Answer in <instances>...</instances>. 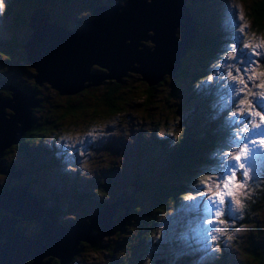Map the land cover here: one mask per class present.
Segmentation results:
<instances>
[{
	"label": "trees",
	"instance_id": "trees-1",
	"mask_svg": "<svg viewBox=\"0 0 264 264\" xmlns=\"http://www.w3.org/2000/svg\"><path fill=\"white\" fill-rule=\"evenodd\" d=\"M12 1H14V4L9 6V0H7V12L5 13V19L11 32H8V37L0 38V56L2 57L1 62L5 61L7 65L12 61L10 65L14 67L13 76L11 79L0 78V81L7 82V88L12 85L26 95L32 94L34 104L30 107V120L28 125L26 124L27 126L23 128L19 140L6 145L0 157H5L7 151L15 148L18 154L23 153L25 155L27 164L31 166L29 169L35 172L34 179L43 182L41 187L30 190L29 182L18 181L12 184L27 185L29 192L35 196L34 201L41 208H47V203L42 201L43 197L50 193V196L54 198L52 203L54 209L52 208L53 211L51 209L53 217L58 222L66 224L65 219L60 218V213L57 214L58 206L55 207V200L58 199L60 193L54 187L62 188L58 185V179L55 177L58 175L59 178L64 179L62 164L57 159L60 155L54 154L53 149L45 148L41 144L43 135L54 131V128L61 129L66 127L68 123L62 119L72 116L71 119L74 120L77 113L81 111H86L92 116L83 118L80 122H74L72 126L83 125L90 121L88 120L89 118L94 117L95 119L98 115H102L105 118L111 117L116 113L120 114L129 107L135 109L134 112L138 110L140 111V119L151 121L153 129H157L158 125H161L163 129H167V132L174 134L173 137L167 133L161 135L152 130L151 141L140 140L145 143L146 147H149L148 150H155L157 158L151 160L146 158V155L139 147L135 146V163L131 166L129 175L126 178L127 187L129 188L128 192L119 191L114 196L111 195L113 199H110L111 197L107 190L110 187L112 188L114 184L111 178L112 174L109 171L105 172L103 176L96 178L95 185H92L93 191L97 190L98 195L103 196L96 201L99 205L119 199V202L114 207L116 214L112 215L111 218L115 219L118 216L124 218L122 223L116 225V228L121 230V232L114 228H111V231H115L123 239L133 238L136 242L137 239H140L137 231L142 226L138 222L139 216H145L143 221L148 223L146 235L150 234L152 232L150 228L155 222H163L166 220L165 218L168 219L170 217L164 215L167 211L175 209L176 213L180 212L181 208L186 205V203H183L186 199L185 197L190 193L199 192L205 186L202 182L203 180L208 181V177L210 175L215 176L216 173L218 176L219 170L216 166L213 167L216 163V155H219L220 150L230 145L236 126H232L233 120L228 119L229 113L219 103L221 92L218 89L222 85L219 83L222 78L218 79V77H215L209 81L208 77L211 76L212 66L217 61L216 56L225 46L229 47L231 43L235 44L237 40L229 42L227 31L219 23V14L216 12L215 5L202 9L198 13L189 10L194 18V23L196 22V39L193 44L189 45V42L184 46L187 48L179 56L178 65L175 66L176 70L173 73H164L157 80H152V82L144 80L139 72L131 73L132 71H130L127 75L123 74L125 75L124 78L132 75V81L135 84L122 82L124 78L113 76L111 78H103L96 84L84 85L71 92H59L50 87L46 81L40 83L34 81L30 74L33 72V68L26 57L25 45L27 42H21L24 35L29 34V28L30 26L32 27L31 16L36 12V9L43 11L47 21H53L55 25L64 30L71 29L66 22L68 15L66 11L69 8L67 5L77 0ZM83 1L87 2L91 16L95 14L94 7L107 2L106 0ZM250 8H252L248 12L251 21L250 28L258 31L256 33H260L259 30L264 25V0H252ZM38 16L41 17L42 15L38 14ZM80 20L82 21L84 18ZM242 31L245 30H241V33ZM246 32L247 30L244 34ZM175 33L178 37V33L176 31ZM28 38V41H30L32 36L29 35ZM239 44L240 48L235 56H239L240 53H246L247 47L242 43V40ZM168 57L170 58V56ZM260 61H264V56ZM238 62L239 59L232 60L234 69L239 65ZM25 68L29 71L26 74L30 76L28 79L24 78L25 74H21ZM99 69L100 72L96 71L94 73L106 72L102 68ZM227 76L228 74H224V77L227 78ZM214 79L217 80V83ZM257 82L258 79H253L251 87L256 88L253 93L259 94L264 89L257 87ZM96 85L101 87L93 89V86L95 87ZM1 87L3 88V86ZM42 88H46L47 91H43ZM7 93L8 96H3L0 93V97L8 98L10 91ZM36 94L41 95L38 97ZM53 96L56 98V103L59 104L51 105L49 103L48 99ZM147 106L155 107V109L150 111ZM162 106H166V108L163 109ZM42 109L49 112H43L44 110ZM4 110L7 112L10 111V108L4 107ZM231 126L232 128H230ZM142 158H144L143 161H141ZM249 162L251 164V160ZM10 166L15 173L11 177L19 180V176L24 173L25 167L15 166L11 163V165L9 164L1 170ZM44 167L51 169L50 172L54 178L52 175H48L46 170L39 172V169H44ZM141 169L142 171L139 172ZM18 170H20L19 173ZM105 170H107L106 166ZM48 176H50V179H54L51 185L47 183ZM221 184V190L225 191L223 183ZM68 185L71 188L68 195L72 200L79 198V195H83L84 198L90 197L91 193L85 192L87 188L75 185L71 181ZM2 188H4V185L0 186V190ZM256 193H259L256 200L244 203L247 209L243 219L241 218L240 221H237V225H240L241 221H245L248 218L247 212H259L262 208L264 209V180ZM152 208H155V210H152ZM138 210L140 212H137ZM2 211L4 210L0 207V214L3 213ZM185 212L189 213V210ZM133 213L137 214L134 215ZM182 213L183 211L177 216ZM131 216L137 217L135 227L133 225L134 228L127 225ZM35 221L37 222L38 220L36 219ZM254 221L255 219L250 220L252 225ZM250 222L245 223L249 224ZM71 223H76V221L72 220ZM245 223H241V225H245ZM177 224L174 223L175 228ZM93 231L96 232L95 229ZM258 235L256 233V237ZM260 236V242L258 243L256 240V245L254 246L244 245L245 241L237 244L240 263L264 264V227H262ZM249 238H251L250 234ZM249 242L253 243L252 238ZM120 243L121 246H125L122 241ZM81 244L82 241L79 242L76 252L80 251L78 248L83 245ZM127 244L130 246V243ZM243 245L247 246L245 249L249 250L248 252H245ZM145 247V243L141 244V250ZM109 254H112V252ZM118 255L122 256L123 254L119 251ZM140 255H142V258ZM144 257V254L135 253L131 260H142ZM43 260H48L47 264H58L59 261L57 256H52L51 254L47 255ZM26 263H29V260ZM118 263H121L120 260ZM132 263L134 262L130 261V264ZM125 264H129V262Z\"/></svg>",
	"mask_w": 264,
	"mask_h": 264
},
{
	"label": "rangeland",
	"instance_id": "rangeland-1",
	"mask_svg": "<svg viewBox=\"0 0 264 264\" xmlns=\"http://www.w3.org/2000/svg\"><path fill=\"white\" fill-rule=\"evenodd\" d=\"M106 1L108 3L106 2L103 3L102 5L104 6H108V4L114 5V4L122 3L124 0H106ZM3 3H4V11L3 14L0 15V38L8 37V32L10 31L9 24H7V20L5 19V13L7 12L6 9L7 0H3ZM184 3L188 6L189 10L193 11L194 13H198L200 10L210 7L211 5H215L216 12L219 14L218 15L219 23L227 31L229 42L231 40L233 41L237 40L235 44L231 43L230 44L231 46L229 47L225 46L220 51L218 56H216L217 61L212 66V71H211V76H213V78L215 77H218V79L222 78L221 81H219V83H221L222 85L218 89L219 92H221L219 103L222 105V107L225 108V111L229 113L228 119L233 120L232 126H236L235 129L236 132L239 128L237 121H239L241 117H239L238 115L233 117L232 113L237 110V106L244 110L248 109L249 107L248 101L253 99V96L251 94L256 90V88L251 87L252 81L248 87H245L244 84L240 83V80L242 78L246 79V77H243L240 73H237L235 71V69L232 66L231 56L237 55V51L240 48L239 42H241V40L242 43H244L247 47L246 53L244 54L245 59L249 58L248 54L251 53L252 51L258 53H264V25L261 28V30H259L260 33H256L258 31H256L253 28H250L251 21L248 12L252 10V8H250V5H252V0H184ZM13 4L14 1L9 0V6ZM67 6L69 8L66 11V14H68L66 18V22L71 29H76L80 26L81 18L87 19L93 16V15L91 16L87 2L83 0H77L76 2L70 3ZM229 12H231L232 14ZM36 13L43 15V11H41L40 9H36ZM32 23L36 27L37 22L35 21V16H33L32 18ZM113 23H110V25ZM144 26L146 25L143 24L139 28L140 30L133 32L132 31L133 27H131V23L126 20V24L123 26L124 29H122L126 31H119V33H121L122 36H126L127 38L131 36L133 39H135L134 34H136V36L144 35L143 30H141L143 29ZM48 27L52 28L54 27V25L50 23L48 24ZM54 29L59 30L57 28ZM241 30H245V31L247 30V32L244 34L245 31H242V33L244 34L243 35L241 33ZM31 31H32L31 28H29V34L24 35V38L21 43H25L27 41ZM61 31L66 33L65 30H61ZM130 32H133L134 34ZM176 32L177 33L179 32L177 28H176ZM146 34H152V30L148 28L146 30ZM33 39L34 36L28 42V45ZM167 40L168 41L172 40L170 36V30ZM127 41H130V38H128ZM140 41L142 42V45H138L137 48L145 47L147 51L144 50L136 51L133 49L131 43H129L130 44L129 48L124 47L121 50V54L125 52L127 54V57H129L128 61L132 60L130 65L135 66L134 71H132L131 73H134L135 69L139 70L137 66L142 67L143 65L142 58L137 56L143 57L144 54L148 55L149 50L153 49L156 45V42H154V40L152 38L150 39L149 37H147L146 39L141 38ZM156 53L161 54L162 50L160 48H157ZM181 54L179 56H181ZM119 55L120 52L115 53V56H119ZM262 57L263 56H256L255 60L257 61V63H255L252 67L248 69L249 74L252 75V80L258 79L257 85L264 83V76H261V73L264 72V63L261 62L260 64V59ZM1 60L2 57L0 56V78L11 79V77L13 76V69H14V67L10 65L12 61L7 65L5 64V61L1 62ZM104 62L109 66H111L110 67L111 72L119 74L118 73L119 70L117 71L114 70V68H112L113 62L111 63V61L107 58L104 60ZM171 62L172 64L175 63L174 56H172ZM128 63L129 62H127V64ZM102 65L100 64L98 65V63L93 62L91 63L89 68L92 72H96V71L100 72V69L98 70V68H102L103 70H108V68L105 65L104 66ZM60 66H62V64H60L58 67ZM229 66H232L231 69ZM237 67H242V66L239 64ZM126 69H128V67ZM230 70L233 71V74L237 76V79L235 81H233L232 76L230 75H228L227 78L224 77V74H228ZM130 71L131 70L128 69L123 74L127 75L128 73H130ZM150 71L148 73H150ZM28 72L29 71L25 68L24 71L21 73V74H25L24 76L25 79L30 78L29 75H26ZM32 73H30L31 76ZM165 73H167V70ZM123 74H121L120 77L124 78L125 75ZM111 77L112 76L110 75L109 76L104 75V78H111ZM132 80H133V76L131 75L127 78H124L122 82H128V84H135V82ZM214 81L217 83V80L214 79ZM6 83L7 82H4L3 80L0 81V93H2L3 96H8L7 92L9 90L6 87ZM97 85L95 87L93 86V89H97L101 87ZM1 86H3V88ZM233 89H235V94L233 93ZM241 89H243V92H241ZM42 90L47 91L46 88H42ZM36 95L40 97L41 94H36ZM241 96L244 98L245 101L243 104L239 103V98ZM28 99L22 96V100L24 102H26ZM48 100L51 105L59 104L56 103V98L54 96L52 98H49ZM147 108H149L150 111L155 109V107H151V106H147ZM162 108L165 109L166 106H162ZM134 110L135 109L129 107L127 110L125 109L120 114L116 113L114 116L106 117V118L102 115H98V116L95 115L97 116L95 117V119L94 117L89 118L88 120L90 121L83 125L72 126L74 122H80L83 118L92 116L86 111H81L77 113L76 119L74 120L71 119L72 116L70 117L67 116L66 118L62 119L68 123L66 127H63L61 129L54 128L53 129L54 131H51L43 135L45 137L46 142H50V140H48L50 137H51L50 139H53V138H58V136H60L61 133L67 134V140L62 139L63 141H58L57 139H55V144L61 147V149H59L58 151L60 152L61 159L63 161L62 170L64 171V179L59 178L57 175L55 178L58 179V185L62 188L55 186L54 189H57L58 192L60 193L58 195V199L55 200V207L58 206L57 214L61 213L62 216L60 218L65 219V221L68 219L71 220L67 221V223L64 226H59L58 225L59 223H56V221L53 219L47 221V218H49L47 215V218L46 216L43 217L45 221L44 220L42 221V226L40 229V225H41L40 221L36 222L35 220L37 218L31 216H25V213L27 212V210L31 211L32 209L36 213L41 212V210H43V212L46 213L47 211L45 209H42L38 203H35L31 198H29L23 187H19V186L13 187L11 189L12 194L9 195L7 193L5 195V199H8V202L10 203V205L9 203L8 205L9 207H12L14 211L18 208L19 203L22 204L21 209L23 210L22 212L23 216L20 215L21 217H19L18 220L16 221V226L19 227L24 234H29L32 237V244L36 243V239H40L41 232L43 230L44 231L47 230V228L52 231L53 235L65 234L67 229L70 230L71 228H74L75 225L69 226L72 220L76 221V223H83V222L87 223L92 219L91 221L93 223L96 220L102 219L101 218L102 216L100 215L96 216L97 212H95L96 208L100 206L98 203H96V201L100 200L103 197L102 195H98L97 190L93 191L92 185H95V179L103 176L105 172L109 171L112 174L111 178L114 184L112 188L110 187L107 190V192H109V196L110 197L111 195L114 196L119 191L128 192L129 188L127 187L126 178L127 175H129L131 166L133 165V163H135V146L139 147V149L142 152H144V155H146V158L151 160L157 158L155 156L156 153L155 150L152 149L148 150L149 147H146L145 143L140 140L145 139L146 141H151L152 130H154L156 133H159L161 135L167 133L169 134V136L173 137L174 134H172L171 132H167V129H163L161 125H158L157 129H153L152 122L140 119L139 116L140 111L136 110L137 112L136 111L134 112ZM255 110L256 109L253 108V111ZM43 112H49V111L44 110ZM12 115H16V114L12 113ZM244 119H247V117H245ZM254 119L257 122H259L258 117H255ZM232 126L230 128H232ZM260 131L264 132V127H262ZM235 132L233 133L232 138L230 140V145L227 148L220 150L219 155H216L217 159L213 167L216 166V168L219 170L218 176H223L224 174L222 168V165L224 164V160H225L224 154L228 152H233V154H235V150L238 144V141L234 139ZM8 137L10 139H14L15 135L9 134ZM256 146L259 148L260 154L254 156L251 159V164L249 161H247L246 164V167L250 169L249 177H251V179H249L248 184L245 185L244 187L231 186V189L235 195L231 198L232 201L231 204L228 205L227 220L223 225L216 223L211 226L220 230L213 233V235L217 237L215 243L208 235L209 225L206 223V221L212 216V213L205 210L206 199L199 197L197 192L195 194L190 193L188 195V196L197 195V199L195 201L189 199H185V201H183V203H186V205L181 208L180 212L183 211V213L180 214V216H177V214H179L180 212L176 213L175 209L171 211H167L164 215H166V217L167 216L170 217L168 219L164 217L166 220L163 222H155V224H153L150 228L152 232L148 235H146L148 230V223L147 222L144 223L143 221L145 216L144 215L139 216L138 222L142 224V226L137 231V234L139 235L140 239H137L136 242L134 241L133 238L123 239L119 237L117 233H115V231L110 230L109 232L104 233V231L99 229L100 226L98 225L100 224V222L96 221L93 223L94 225L90 226V233L93 234V236H95L98 233H102V234L99 237H95V239L92 240L91 242L85 241L84 239L81 238L75 240L76 235L73 233L74 235L70 240H68L67 243L68 245L64 249L58 248L52 250L51 245L48 246L44 245V248H40L38 251H36L35 247L29 248V244L31 243V241L20 237V240L22 242H25L24 245L26 248V252L25 251L22 252L21 255L23 256L29 253L34 254L35 260L32 261V264H36L37 261L39 260V259L37 260L39 255L43 254L42 259H44L47 256L44 255V253H46L47 251L48 252L55 251L61 256V259H63V261L65 262L67 261V258H69L71 248L74 249V247H77L79 242L82 241L83 245L81 244L82 246L78 248V250L80 251L79 252L75 251L71 255L69 261L66 264H105V263L125 264L127 262H129L130 264V261L134 262L132 264H157L158 261H160V264H195V263L239 264L240 257H239V247L237 246V244L241 242L243 243L245 241L243 243L244 245L245 244H247L248 246L256 245V240L258 243L260 242L261 230L262 227H264L263 208L259 212H253V213L247 212L248 218L245 221H241L239 223L240 225H237L238 223L237 221H240L241 218L243 219L244 217V213L247 209V206H245L246 202L250 203L258 198L259 193L256 192L258 191L259 187L262 184V181L264 180V146H261L259 144L258 138H257ZM54 154H58V152L54 151ZM57 159L58 161H60V158ZM143 159L144 158H142L141 161H143ZM11 163L15 166L20 165L25 167V171L21 176H19V180L16 178H12L11 176L7 177L4 174L3 170H1L2 168L8 166L9 164L11 165ZM105 166L107 170H105ZM29 167L31 166L27 164L25 155L23 153L18 154L15 148L11 149L10 151H7L5 157L3 158L0 157V186L4 185V188L5 187L8 188L10 184L20 181L23 183L29 182L30 184L29 190L35 189L37 187H41L43 182H39L36 179H34L35 172H32L29 169ZM44 170H46L48 175H52V173L50 172L51 169L48 167H44V169H39V172L40 173L44 172ZM141 171L142 169L139 170V172ZM19 172L20 170H18V173ZM218 176L216 173V175L212 177L215 178ZM246 179H248V177H246ZM52 181H54V179H50V176H48L47 183L51 185ZM70 181L74 182L75 185L87 188L85 192L91 193L90 197L84 198L83 195H79V198L72 200L68 196L71 190L69 187H66L70 183ZM202 182L204 183L205 186L201 190L206 192L208 196H211L212 192L218 190L222 191L221 190L222 184L220 185V189H217L216 184L213 182V180H208V181L203 180ZM209 188L211 189V191H208ZM25 199L27 200L26 204L23 202V200ZM110 199L113 198L111 197ZM53 200L54 198L50 196V193H48L43 197L42 202H46L47 209L51 210L54 207L52 205V203L54 202ZM237 200L240 201L239 204L236 203ZM30 205H32L34 208H32V206ZM104 207L106 208L107 211H111V204H106L104 205ZM220 208H221V212L219 215L216 216L217 221L220 219H225V215H224L225 206L220 205ZM152 210H155V208H152ZM187 210H189V213L185 212ZM137 212L140 211L138 210ZM114 214H116V211L115 212L113 211L112 215ZM133 214L136 215L137 213H133ZM117 218L120 222H118ZM123 219L124 218L121 216L116 217L111 227L118 230L116 228V225L118 223H122ZM129 219L130 221L127 225L134 228L136 225L135 222L137 220V217L131 216ZM252 219H255L253 225L252 222H250V220ZM12 220H13L12 216L10 217L5 216L0 220V225H3L5 227V225L10 224ZM109 222H110V217L109 215H107L105 218V225L108 224ZM245 222H250V223L246 224ZM174 223H178L176 225V228L174 226ZM241 223H245V225L244 224L241 225ZM170 224H171V228H170ZM94 229L96 230V232L93 231ZM38 230L39 232L34 234V232ZM118 231L121 232V230ZM14 233L16 235H21L20 231L18 230H16ZM256 233L259 234L258 237H256ZM249 234L251 235L253 243L249 242L251 239L249 238ZM121 241L125 246H121L120 243ZM127 243H130V246H128L129 244ZM144 243L146 244V247L141 250V244ZM217 244L219 245L218 248L216 247ZM245 248H247V246L246 247L244 246V250L245 252H248L249 250H246ZM19 251L20 250H18V253ZM119 251L123 254L122 256L118 255ZM110 252H112V254H109ZM135 253L144 254L145 255L144 259L131 260L133 256H135ZM140 257L142 258V255H140ZM27 260L30 261V259H25V262ZM119 260L121 263H118ZM7 264H17V263L8 262ZM240 264H245V263L241 262Z\"/></svg>",
	"mask_w": 264,
	"mask_h": 264
},
{
	"label": "water",
	"instance_id": "water-1",
	"mask_svg": "<svg viewBox=\"0 0 264 264\" xmlns=\"http://www.w3.org/2000/svg\"><path fill=\"white\" fill-rule=\"evenodd\" d=\"M156 8L164 9L166 16L175 13L174 21L172 22V24L169 27L164 28L163 30L146 25L143 27V29H141L143 30L144 35L136 36V34H134L133 32L140 30L139 28L143 24H145L146 22L145 20L146 18L149 17L150 12ZM94 9H95V14L91 18L82 20L80 26L77 29L75 30L68 29L65 30L66 33L63 32L65 33L66 37L78 38V39L81 38L87 39L89 37V34H91L89 39H87L84 43L82 41V44H79L78 42L77 44H74L72 49L75 51L73 53L72 51H68L67 55L65 53H61L60 56L57 53L53 57L49 53L45 54L43 52V49L35 53V58L31 57L29 50H31V47L36 46L39 41L37 39L38 38L37 33L39 29L42 28L48 30L49 33L45 35L50 36L52 30L56 28V25L53 23V21H47L45 15L39 17L38 14L35 12L31 16V20L33 16H35V21L37 22V24L36 27L35 25H33V23H32V27L30 26L31 30L33 28V31L31 32L32 35L34 36V39L30 42L29 48H28L29 41L26 43L25 47H26V57L30 61V64L33 68L32 78L34 79V81H36L37 83L46 81V83H49L50 87L56 89L59 92H71L72 90H76L84 85L99 83L104 78V75L119 77L121 74L125 73V71L128 69L134 71V67H135L134 65H130L132 60L128 61L129 57H127V54L125 52L121 54V50L124 47L129 48L130 47L129 43H131L134 50L147 51L145 47L137 48L138 45H142L140 39L141 38L146 39L147 37H149L150 39L152 38L154 42H156L155 47L149 50L148 54L155 56L158 59L159 69L154 70V72L148 73L150 70H152V68H147L146 63L142 61L143 62L142 67L137 66L139 70L135 69V71L139 72L144 80L155 81L166 72V68L168 67V65L170 63L172 64L171 62L172 56H174L175 58L174 65L175 66L177 65L179 55L187 48V47L185 48L184 46L187 45L190 42V40L195 37V34L197 32L196 22L194 23L193 20L194 18L190 13L188 6L184 3V0H124L122 3H118L114 5L108 4V6H104L101 4L100 6L94 7ZM127 9H134V12L129 15ZM126 20L129 21L131 23V27H133L132 29L133 32L130 33L135 35V39H133L131 36L128 37L130 38V41H127L128 38L126 36H122L121 33H119V31H126V30H122L124 29L123 26L126 24ZM50 23H52L54 27L49 28L48 24ZM110 23L113 24L110 25ZM189 23L191 25H189ZM148 28L152 30V34H146V30ZM176 28L179 31L178 32L179 38L175 33ZM169 30L172 39L171 41L167 40L169 36ZM161 32H163V35L159 41V34ZM184 34H186V36H184ZM166 40H167V44H165ZM40 42L43 43L44 39L40 40ZM121 44L124 46H122ZM114 45H117L118 47L116 46L115 49L112 52H110V49ZM157 48H160L162 50L161 54L156 53ZM116 52H120V55L115 56ZM168 56H170V58H168ZM137 57H141V56H137ZM106 58L109 59L111 63L113 62L112 68H114V70L117 71L119 70L118 72L119 74L113 72L111 73V68H110L111 66H109L104 62ZM93 62L98 63V65L99 64L100 65L103 64L102 66L105 65L108 68V70H106V72L103 73L101 72L98 74L92 72L89 67ZM127 62L129 63L127 64ZM60 64H62L63 70H57L56 67H58ZM127 67L128 69H126ZM167 72H169V70H167ZM8 88L10 91L9 97L8 98L0 97V155L2 153L3 148L6 145L10 144L13 141L19 140L23 128L28 125V122L30 120V107L34 104L32 94H30L31 96L26 95L25 93L19 91V89L15 88L12 85H9ZM21 95L23 97H26L27 99L29 97V99L26 102H24L22 100ZM7 106L10 108V111L6 112L4 110V107ZM12 113L16 115H12ZM9 134L15 135L14 139H10L8 137ZM3 172L6 173L7 177L11 176L12 174H15L11 166L7 167V169H4ZM15 186L23 187L27 196L31 198L33 201L35 197L32 193L29 192L27 185H20L18 183L13 184L8 188L7 187L2 188L0 190V207H2L4 210L0 218L2 219L5 216L13 217V220L11 221L10 224H6L5 227L3 225H0V264H7L8 262H16L17 264H32L31 261L35 260L34 254L29 253L27 255H23V256L21 255L22 252L24 251L26 252V248L24 245L25 242H22L20 240V237L31 241V243L29 244V248L35 247L36 251H38L40 248H44V245L45 246L51 245L52 250L58 248H62V249L66 248L68 245L67 244L68 240H70L74 235L68 229L66 230L65 234H56L57 235L56 236L53 235L52 231L47 228V230L45 231L43 230L41 232L40 239H36V243L32 244V237L29 234H24L23 231L16 226V221L18 220L19 217H21L20 215L23 214L22 213L23 210L21 209L22 204L19 203L18 208L16 209L17 211L16 210L14 211L12 207H9L10 203L8 202V199H5V195L7 193L9 195L12 194L11 189ZM34 202L37 203L36 201ZM117 202H119V199L108 201L106 203H101L96 210L97 212L96 216L97 215L102 216L101 217L102 219L96 221L100 222L98 226L103 225L105 227V229H103L104 232H109L111 225L115 221L114 219L111 218V215L114 211V207L116 206ZM106 204H111V211L106 210V208L104 207V205ZM32 208L34 207L32 206ZM28 212L30 213L31 217L37 218V220L40 221L41 223L40 229H41L42 221L44 220L43 217L47 216L48 213L43 212V210H41V212L39 213H36L33 211V209L31 211L27 210L26 213ZM26 213L25 216H28L26 215ZM107 215H109L110 217V222L105 225V218ZM91 220L87 222V225L89 226L94 225L93 223L96 221L92 223ZM99 229L102 228L99 227ZM16 230L20 231L21 235H16L14 233ZM39 230L34 232V234L39 232ZM101 234L102 233H98L95 236H93V234H90L91 236L89 238H85L83 236L75 234L76 235L75 240L81 238L88 242H91L92 240L95 239V237L101 236ZM54 237L56 238L55 241H54ZM76 248L77 247H74V249L71 248L69 258H67V261L65 262L63 261V259H61V256L55 251L53 252L47 251L46 253H44V255H48V254H51L52 256L55 255L59 259L58 264H66L69 261L71 255L76 251ZM18 250H20L21 252L19 251L18 253ZM42 255L43 254L38 256L37 260L38 259L39 260L37 261L36 264H47L48 260L47 261L43 260ZM25 259H30L29 263H26Z\"/></svg>",
	"mask_w": 264,
	"mask_h": 264
},
{
	"label": "snow or ice",
	"instance_id": "snow-or-ice-1",
	"mask_svg": "<svg viewBox=\"0 0 264 264\" xmlns=\"http://www.w3.org/2000/svg\"><path fill=\"white\" fill-rule=\"evenodd\" d=\"M0 3L4 6L3 0H0ZM256 56H264V53L252 51L248 54L249 58L247 59L244 58L243 53H240L239 56H231V59L234 61L239 59V64L242 67H237L235 71L240 73L243 77H246V79L242 78L240 80V83L244 84L245 87H248L252 81V75L249 74L248 69L257 63L255 60ZM260 62L264 63V61ZM229 67L231 69L232 66ZM228 75L232 76L233 81L237 79V76L234 75L231 70ZM261 76H264V72L261 73ZM212 79L213 76L208 77L209 81ZM257 87L264 88V83L257 85ZM241 92H243V89H241ZM233 93L235 94V89H233ZM251 95L253 96V99L248 101L249 107L247 110L237 106V110L232 113L233 117L237 115L241 117V119L237 121L239 128L235 132L234 136V139L238 141V144L235 154H233V152L224 154L225 160L222 165L224 175L215 178L211 175L208 177L209 180H213L217 189H220V185L223 183L225 191L218 190L212 192L211 196H208L203 190L198 192L199 197L206 199L205 210L212 213V216L206 221V223L209 225L208 235L214 243L217 237L213 235V233L220 230L211 226L216 223L223 225L227 220L228 205L231 204V198L235 195L230 186L244 187L248 184L249 179H251V177H249L250 169L246 167L245 162L260 154V150L256 146L257 138L259 140V144L264 146V132L260 131L262 127H264V92L259 94L252 93ZM244 102V98L241 96L239 98V103L243 104ZM253 108L256 110L253 111ZM245 117H247V119H244ZM255 117L259 118V122L254 119ZM246 177H248V179H246ZM208 191H211V189L209 188ZM213 197H215V199ZM185 198L195 201L197 199V195H190ZM236 203L239 204L240 201L237 200ZM220 205L225 206V219L217 221L216 216L221 212ZM216 247L218 248L219 245L217 244Z\"/></svg>",
	"mask_w": 264,
	"mask_h": 264
},
{
	"label": "bare ground",
	"instance_id": "bare-ground-1",
	"mask_svg": "<svg viewBox=\"0 0 264 264\" xmlns=\"http://www.w3.org/2000/svg\"><path fill=\"white\" fill-rule=\"evenodd\" d=\"M127 12L130 15V14H132L134 12V9H127ZM174 15H175V13L174 14H169V15L166 16L164 9L156 8V9L152 10L150 12V14H149V17L146 18L145 25L163 30L164 28L169 27L172 24V22L174 21ZM189 25H191V24L189 23ZM56 28L59 29V30L53 29L50 36H46L45 35V34L49 33L48 30L42 29V28L39 29V31L37 33V37H38L37 39L39 41H38L36 46L31 47V50H29V53H30L31 57L35 58V53L40 51L41 49H43V52L45 54L49 53L52 57L54 55H56L57 53H58L59 56H60L61 53H65L67 55L68 51H72V53H73L75 51V50L72 49L74 44H77V42L79 44H82V41L84 43L91 36V34H89V37L87 39L70 38V37H66L65 33H63V31H61L62 29L60 27H58L57 25H56ZM193 31H194V29H193ZM42 34H43V36H42ZM162 35H163V32H161L159 34V41H160ZM31 36H33L32 33H31ZM184 36H186V34H184ZM28 39H27L26 42H28ZM43 39H44V42L43 43L40 42V40H43ZM195 39H196V37H194L193 39L190 40V45L195 42ZM131 42H132V39H131ZM165 44H167V40L165 41ZM116 46L117 45H114L110 49V52H112L115 49ZM122 46H124V45H122ZM28 48H29V45H28ZM141 58H142V61L144 63H146L147 68H152V70L150 72H154V70H158L159 69V61H158V59L155 56H152V55H149V54L148 55L144 54V56L143 57L141 56ZM57 70H63V66L57 67ZM166 70H169V73H173L176 70V67H175L174 64L170 63L168 65V67L166 68ZM148 77H149V75H148ZM23 202L26 204L27 200L25 199V200H23ZM42 209H45L47 211V213H48L47 215H48L50 220L53 219V212L51 210H49L47 208H44V207ZM26 215L30 216V213L28 212V213H26ZM58 223H59L58 224L59 226H64L65 225V224H63V222H58ZM70 225L71 226L75 225L74 228L70 229V231L72 233L80 235V236H83L85 238H89L91 236L90 235L91 234L90 233V226L87 225V223H85V222H83V223H71V224H69V226ZM101 225H102V223H101ZM100 227L102 228L101 229L102 231H103V229H105V227L103 225L100 226ZM111 228L112 227H110V230H111ZM55 240H56V238L54 237V241ZM157 264H160V261H158Z\"/></svg>",
	"mask_w": 264,
	"mask_h": 264
},
{
	"label": "clouds",
	"instance_id": "clouds-1",
	"mask_svg": "<svg viewBox=\"0 0 264 264\" xmlns=\"http://www.w3.org/2000/svg\"><path fill=\"white\" fill-rule=\"evenodd\" d=\"M3 11H4V6H3V4L2 3H0V15H2L3 14ZM177 65H178V63H177ZM61 164H63V163H61ZM5 175H6V173H4ZM7 176V175H6ZM66 187H69V185L68 186H66ZM71 189V188H70ZM69 196V195H68ZM54 201V200H53ZM98 208V207H97ZM97 208H96V210H97ZM96 212V211H95ZM94 212V213H95ZM62 216V214L60 213V217ZM46 218H47V216H46ZM53 220H55L56 221V223H58V221H57V219H55L54 217H53ZM71 219H68V220H66V222L67 221H70ZM47 221H50V219L49 218H47ZM51 236V235H50ZM43 237V236H42Z\"/></svg>",
	"mask_w": 264,
	"mask_h": 264
}]
</instances>
